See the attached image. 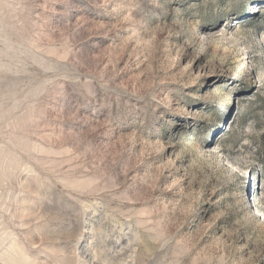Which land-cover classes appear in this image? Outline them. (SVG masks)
I'll return each instance as SVG.
<instances>
[{
    "label": "rangeland",
    "instance_id": "1",
    "mask_svg": "<svg viewBox=\"0 0 264 264\" xmlns=\"http://www.w3.org/2000/svg\"><path fill=\"white\" fill-rule=\"evenodd\" d=\"M0 264H264V0H0Z\"/></svg>",
    "mask_w": 264,
    "mask_h": 264
}]
</instances>
